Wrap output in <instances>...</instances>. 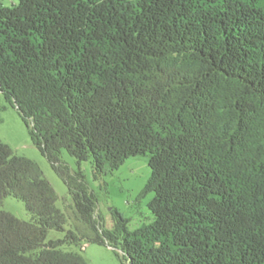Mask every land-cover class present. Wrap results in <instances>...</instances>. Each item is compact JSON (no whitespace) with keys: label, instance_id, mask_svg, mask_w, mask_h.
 Segmentation results:
<instances>
[{"label":"trees","instance_id":"1","mask_svg":"<svg viewBox=\"0 0 264 264\" xmlns=\"http://www.w3.org/2000/svg\"><path fill=\"white\" fill-rule=\"evenodd\" d=\"M0 96L69 197L0 140V264H87L82 240L122 264H264V0L0 1ZM145 153L151 221L104 228L79 164Z\"/></svg>","mask_w":264,"mask_h":264},{"label":"rangeland","instance_id":"2","mask_svg":"<svg viewBox=\"0 0 264 264\" xmlns=\"http://www.w3.org/2000/svg\"><path fill=\"white\" fill-rule=\"evenodd\" d=\"M0 1L4 6L16 3V0ZM0 140L7 144L14 154L32 159L39 165L58 195L56 206L63 210L65 200L69 201L65 183L32 143L28 129L17 109L2 96H0ZM60 158L71 170L75 171L78 168L75 158L66 151H61ZM79 167L85 175L89 188L98 197L95 218L99 219L104 228L111 229L119 221L114 211L126 220L125 228L129 232L151 221L152 214L147 208L150 195L139 197L150 173L148 154L129 156L116 170L99 174L97 179L93 177V168L89 161H82ZM2 208L20 219H31V214L26 210L23 202L12 195L3 198ZM71 228L72 221L68 220L66 229ZM64 235L65 231L49 230L47 239L63 238ZM65 249L79 252L87 264H122L120 257L116 254L120 256L123 254L119 247L113 248L82 240L78 245H67Z\"/></svg>","mask_w":264,"mask_h":264}]
</instances>
